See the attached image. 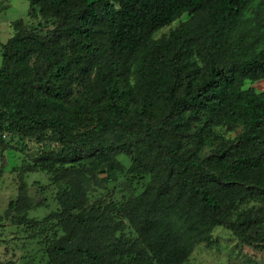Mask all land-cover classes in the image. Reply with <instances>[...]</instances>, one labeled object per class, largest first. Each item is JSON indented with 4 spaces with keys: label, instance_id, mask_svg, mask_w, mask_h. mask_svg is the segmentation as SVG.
Returning a JSON list of instances; mask_svg holds the SVG:
<instances>
[{
    "label": "trees",
    "instance_id": "trees-1",
    "mask_svg": "<svg viewBox=\"0 0 264 264\" xmlns=\"http://www.w3.org/2000/svg\"><path fill=\"white\" fill-rule=\"evenodd\" d=\"M251 1L29 0L45 23L12 22L0 42V121L61 145L36 160L66 184L51 264H183L218 225L264 251V89L250 85L264 80V0ZM224 123L242 130L202 155ZM121 154L150 181L117 219L114 203L87 201L103 186L99 170L104 181L121 171ZM247 198L260 206L230 221ZM124 220L132 239L116 235Z\"/></svg>",
    "mask_w": 264,
    "mask_h": 264
},
{
    "label": "rangeland",
    "instance_id": "rangeland-1",
    "mask_svg": "<svg viewBox=\"0 0 264 264\" xmlns=\"http://www.w3.org/2000/svg\"><path fill=\"white\" fill-rule=\"evenodd\" d=\"M251 2L255 7L259 0ZM28 6L29 0H0V42H5L13 34L14 20L22 18L28 26L45 23L36 14L31 12L29 15ZM179 23L180 20H176L163 26L153 37L168 34ZM250 85L259 91L264 89V80ZM84 123V127L89 125L88 117ZM201 124L196 122L192 131ZM241 130L242 126L238 123H224L212 128L201 154H209L223 142L233 139ZM60 146L49 133L41 138L23 137L11 123L0 121V264H51L47 248L63 235L55 215L59 209L56 196L66 184L64 180L52 181L58 166H39L36 160L44 154L58 152ZM115 160L121 164V171H116L112 181H104L107 173L98 171L103 186H95L88 193L87 208L97 209L105 203H114L109 208L110 215L122 219L120 204L139 193L150 178L148 175L131 173L132 164L127 156L117 155ZM20 189L24 190V205L9 206L11 201L18 198ZM259 206L260 200L247 198L228 219L236 220L242 213L255 211ZM124 221L123 230L116 235L122 240L134 238L135 233ZM183 264H264V251L242 243L232 231L218 225L212 230L210 241L196 244Z\"/></svg>",
    "mask_w": 264,
    "mask_h": 264
}]
</instances>
